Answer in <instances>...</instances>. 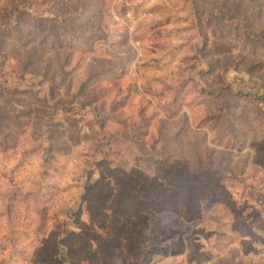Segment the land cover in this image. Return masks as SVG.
<instances>
[{"label": "rangeland", "instance_id": "rangeland-1", "mask_svg": "<svg viewBox=\"0 0 264 264\" xmlns=\"http://www.w3.org/2000/svg\"><path fill=\"white\" fill-rule=\"evenodd\" d=\"M0 264H264V0H0Z\"/></svg>", "mask_w": 264, "mask_h": 264}, {"label": "trees", "instance_id": "trees-1", "mask_svg": "<svg viewBox=\"0 0 264 264\" xmlns=\"http://www.w3.org/2000/svg\"><path fill=\"white\" fill-rule=\"evenodd\" d=\"M249 94H250V96H252V97L254 96L253 93H249Z\"/></svg>", "mask_w": 264, "mask_h": 264}]
</instances>
